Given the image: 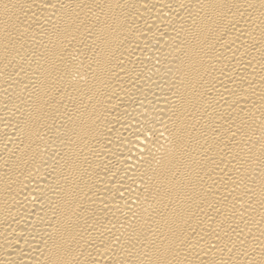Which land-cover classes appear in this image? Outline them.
Listing matches in <instances>:
<instances>
[{
	"label": "bare ground",
	"instance_id": "obj_1",
	"mask_svg": "<svg viewBox=\"0 0 264 264\" xmlns=\"http://www.w3.org/2000/svg\"><path fill=\"white\" fill-rule=\"evenodd\" d=\"M0 264H264V0H0Z\"/></svg>",
	"mask_w": 264,
	"mask_h": 264
}]
</instances>
